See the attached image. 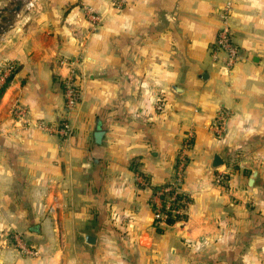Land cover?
I'll use <instances>...</instances> for the list:
<instances>
[{
	"label": "crops",
	"instance_id": "obj_1",
	"mask_svg": "<svg viewBox=\"0 0 264 264\" xmlns=\"http://www.w3.org/2000/svg\"><path fill=\"white\" fill-rule=\"evenodd\" d=\"M24 3L0 36V68L16 69L0 97V264H264V0ZM228 3L229 73L212 59ZM84 7L102 24L77 35ZM70 77L79 97L67 110ZM63 117L68 139L49 130ZM188 134L191 202L157 226L154 188Z\"/></svg>",
	"mask_w": 264,
	"mask_h": 264
},
{
	"label": "built area",
	"instance_id": "obj_2",
	"mask_svg": "<svg viewBox=\"0 0 264 264\" xmlns=\"http://www.w3.org/2000/svg\"><path fill=\"white\" fill-rule=\"evenodd\" d=\"M229 15H230V4H226L224 9L220 12L221 26L218 31V35L212 49V59L217 62L222 59V69L224 72L229 73L233 66L239 59L238 48L234 44L232 39V32L229 25ZM94 17V16H92ZM14 66L11 64L5 65L3 68H0V83L4 82V79L12 72ZM64 93H65V105L66 109L70 110L75 107L77 99L79 97V91L75 85L72 77L67 78L64 81ZM226 116L224 113H220L214 122L212 123V128L215 131L217 136H221L224 133ZM52 133L58 134L63 139H68L70 137V123L67 118L63 117V120L58 124L52 125L49 127ZM193 144V135L188 134L184 140V143L181 147L180 153L178 155L176 165L174 167L173 176H172V185L175 187L176 191L181 192V186L184 179V172L187 165L186 152L191 148ZM224 176L222 174L218 175L217 181L219 183L223 182ZM169 190L166 188L164 191L158 193V195L163 194L165 191ZM182 193V192H181ZM174 198H169L165 201L164 204L161 201L159 205L154 206V218L155 224L161 225L166 222L168 218V211L170 210L171 204ZM173 213H182L184 210H172ZM25 249V248H24ZM28 250V249H27ZM30 253H33L30 251Z\"/></svg>",
	"mask_w": 264,
	"mask_h": 264
},
{
	"label": "trees",
	"instance_id": "obj_3",
	"mask_svg": "<svg viewBox=\"0 0 264 264\" xmlns=\"http://www.w3.org/2000/svg\"><path fill=\"white\" fill-rule=\"evenodd\" d=\"M15 71H16V69L14 68L12 70V72L4 79V82L1 83V85H0V97L2 96V94L5 92V90L9 86V83L12 80ZM172 179L173 178L166 181L163 185L157 186L154 188V192H156V193H160V192L164 191L166 188H169V190H167L163 194L159 195L163 204L165 201L169 200V198H174L173 202L171 204L170 210L168 211V218L166 219V223H168L169 225H172L176 221L185 218L184 213H181V214L180 213H173L172 210H176V211L179 209L185 210L191 202V199L189 198L188 195H186L185 193H181V192L176 191L175 187L172 185V183H173ZM224 180H226V177L224 178ZM157 230L162 231V229L159 227H157Z\"/></svg>",
	"mask_w": 264,
	"mask_h": 264
},
{
	"label": "water",
	"instance_id": "obj_4",
	"mask_svg": "<svg viewBox=\"0 0 264 264\" xmlns=\"http://www.w3.org/2000/svg\"><path fill=\"white\" fill-rule=\"evenodd\" d=\"M25 7L24 0H14L12 3V7H3L0 9V36L4 35L10 27L13 25L16 17L22 12ZM207 74H204V78L206 79ZM174 90L178 91L177 87H174ZM223 164V161L220 159L218 155L214 156V166L219 167ZM257 172H252L249 180V184L253 185ZM84 241L86 245L92 247L97 242V237L93 234L86 233L83 235Z\"/></svg>",
	"mask_w": 264,
	"mask_h": 264
},
{
	"label": "rangeland",
	"instance_id": "obj_5",
	"mask_svg": "<svg viewBox=\"0 0 264 264\" xmlns=\"http://www.w3.org/2000/svg\"><path fill=\"white\" fill-rule=\"evenodd\" d=\"M110 1L112 3L114 2V5L113 6L116 9L117 8V5H115L116 0H110ZM6 7L11 8L12 7V4L11 5H7ZM83 13L85 15V21L78 22L75 25L76 26V29L74 31L77 33V35L78 34L87 35L90 32L92 33L95 30H97L100 27V25L102 24L101 14L98 13L97 11H95L93 8H91V7H84L83 8ZM92 16H94V17H92ZM24 241L25 240L22 237L21 238H15L14 244L17 246V248H19V250L20 249L23 250L24 248H25V250H27L28 247L25 245L26 242H24Z\"/></svg>",
	"mask_w": 264,
	"mask_h": 264
}]
</instances>
